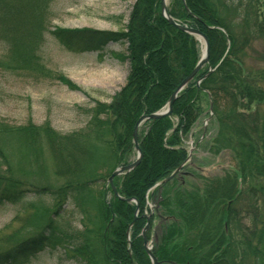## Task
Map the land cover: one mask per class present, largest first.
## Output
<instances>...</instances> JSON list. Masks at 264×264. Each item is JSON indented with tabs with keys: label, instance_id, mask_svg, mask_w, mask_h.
<instances>
[{
	"label": "trees",
	"instance_id": "trees-1",
	"mask_svg": "<svg viewBox=\"0 0 264 264\" xmlns=\"http://www.w3.org/2000/svg\"><path fill=\"white\" fill-rule=\"evenodd\" d=\"M52 1L0 0V39L9 45L0 55V70L50 75L39 50L49 30ZM226 11L223 0L170 1L174 18L207 35L210 57L178 95L173 114L147 120L140 129V164L114 179L122 197L139 201L132 226L136 204L115 196L107 180L135 156L133 131L139 118L162 110L193 71L201 58L199 42L163 17L161 0H135L123 31L50 32L75 52L100 51L125 40L127 53L116 55L129 61V71L111 102L94 101L81 130L60 133L49 123L12 125L0 119V203L19 205L29 186L36 199L24 207L30 212L22 227L0 240V264L17 263L63 241L72 243L69 250L78 262L152 264L142 236L148 193L159 200L158 189L149 191L187 160L185 138L204 113L208 93L217 133L207 149L215 156L231 151L237 169L223 177L201 176L202 185L192 183L191 190L177 180L164 185L161 211L173 220L162 227L154 253L160 264H264V217L252 231L243 230L236 212L244 185L251 191V181L264 179V69H248L245 61L252 39H264V11L244 25L229 21ZM51 76L75 88L63 74ZM50 177L58 184H51ZM70 206L80 216L81 229L60 224Z\"/></svg>",
	"mask_w": 264,
	"mask_h": 264
},
{
	"label": "rangeland",
	"instance_id": "rangeland-1",
	"mask_svg": "<svg viewBox=\"0 0 264 264\" xmlns=\"http://www.w3.org/2000/svg\"><path fill=\"white\" fill-rule=\"evenodd\" d=\"M223 1L227 5L226 17L238 24L244 25L245 19L248 22L254 20L256 12L264 11V0ZM134 3L135 0H53L49 8V30L44 34V42L39 50L41 61L50 75L29 77L1 68L0 119L12 125H23L29 120L37 125L49 123L60 133H71L86 127L91 118L88 110L95 106L94 101L109 103L124 86L130 65L128 60H120L116 54L125 55L128 43L125 40L111 42L100 51L75 52L67 49L50 32L56 28L123 31ZM199 46L202 51L203 44ZM8 47V43L0 39V55L6 54ZM263 55L264 39H252L247 47L246 67L254 71L264 69ZM51 74H63L75 84V88L55 79ZM255 79L260 81L257 77ZM261 84L264 85V82ZM202 106L204 113L195 126V134L185 138V145L189 150L195 148V158L192 159L195 165L207 168L204 177H223L226 172L235 171L237 164L231 151H223L215 156L206 149L208 142L217 133V126L215 116H210L208 97ZM205 124L207 127L204 132ZM143 126L144 123L140 128ZM135 158L136 154L130 160ZM201 181L197 178L188 179L189 185L185 187L191 190L193 182L201 186ZM32 183L38 185L40 182ZM50 183L58 184L53 177H50ZM250 184L255 187L249 191L247 183L244 185L243 194L236 204V212L239 218L238 228H250L252 231L255 224L259 225L264 217V179L253 180ZM27 189L29 190H25V197L19 205L0 203V240L20 229L28 216L30 208L24 207L36 199L33 188L29 186ZM110 198L111 193H108L107 199ZM150 204L154 209L155 201ZM16 215L19 218L15 220ZM79 219L80 216L70 206L62 213L59 221L66 227L71 224L72 227L81 229ZM161 223L162 220L157 218L155 231L152 230L154 245L155 240L159 239L158 228ZM27 234L29 233L25 235ZM71 244L63 241L56 247H47L28 258H20L14 264H86L73 257L69 250ZM249 261L253 263L252 260Z\"/></svg>",
	"mask_w": 264,
	"mask_h": 264
},
{
	"label": "water",
	"instance_id": "water-1",
	"mask_svg": "<svg viewBox=\"0 0 264 264\" xmlns=\"http://www.w3.org/2000/svg\"><path fill=\"white\" fill-rule=\"evenodd\" d=\"M161 6H162V15L168 20V22L174 26H176L179 30L184 31L192 36H194L197 40H199L200 42H204L205 44V48L202 52V56L201 59L198 61L197 65L195 66V68L193 69V71L187 76V78L176 88V90L173 92V94L171 95L169 102L166 106L165 109L152 113L150 115H142L139 120L137 121L134 131H133V137H134V144L137 150V158L135 161H133L130 164L127 165H123L120 167H117L111 174V176L108 179L109 184L111 185L114 194L121 198L122 200L126 201V202H135L137 204V209L134 215V221L132 222L131 226L134 224V222L136 221V219L138 218V212H139V202L135 199V198H124L121 197V195L118 192L117 187L114 184V178L116 176H119L121 174H125L128 173L130 171H132L133 169H135L141 162L142 158H143V152L142 149L140 148L139 145V129L141 127V125L148 119L151 120H156L162 117H166V116H170L173 113V105L175 100L178 97V94L188 85V83H190V81L195 77V75L198 73V71L204 66V64L208 63L209 61V57H210V42L209 39L207 37V35L205 33H203L202 31H200L199 29H196L194 27H191L187 24L181 23L180 21L174 19L170 13H169V9H168V2L167 0H161ZM215 69H210V71L204 76V78H206L209 74H211ZM210 97V112H211V116L213 115V107H214V102L212 100V96L211 94H209ZM182 169V166L179 167L173 174H171L169 177H167L166 179H164L163 181H161L157 186L162 185L163 183L169 181L171 178H173L175 176V174L177 172H179ZM148 219V222L143 230V236L145 237V249L149 255V257L151 258L152 264H159L156 256L154 255L151 247L148 246V239L146 238L145 234L146 231L149 227V222L152 216L151 214L145 215ZM129 234V233H128ZM130 239V237L128 238Z\"/></svg>",
	"mask_w": 264,
	"mask_h": 264
},
{
	"label": "flooded vegetation",
	"instance_id": "flooded-vegetation-1",
	"mask_svg": "<svg viewBox=\"0 0 264 264\" xmlns=\"http://www.w3.org/2000/svg\"><path fill=\"white\" fill-rule=\"evenodd\" d=\"M192 173H194V174H192ZM191 174H192V177H190V178H192L194 180H195V178H197L199 180V177L197 175V171H196V174H195V171H191ZM180 176H182V174H180ZM159 230H160V232H162V227L159 226Z\"/></svg>",
	"mask_w": 264,
	"mask_h": 264
},
{
	"label": "bare ground",
	"instance_id": "bare-ground-1",
	"mask_svg": "<svg viewBox=\"0 0 264 264\" xmlns=\"http://www.w3.org/2000/svg\"><path fill=\"white\" fill-rule=\"evenodd\" d=\"M167 2H168V0H167ZM168 9H169V4H168ZM170 13V12H169ZM171 15V14H170ZM172 16V15H171ZM164 17V16H163ZM173 17V16H172ZM165 18V17H164ZM174 18V17H173ZM166 19V18H165ZM174 19H176V18H174ZM176 20H178V19H176ZM178 21H180V20H178ZM181 23H182V21H181ZM172 25V24H171ZM176 27V26H175Z\"/></svg>",
	"mask_w": 264,
	"mask_h": 264
}]
</instances>
